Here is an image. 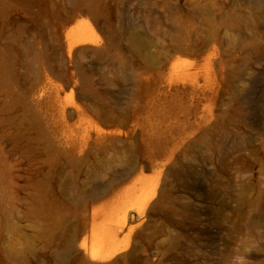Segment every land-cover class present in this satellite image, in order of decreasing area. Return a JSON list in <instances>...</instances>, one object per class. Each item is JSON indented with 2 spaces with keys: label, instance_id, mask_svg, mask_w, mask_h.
<instances>
[{
  "label": "rangeland",
  "instance_id": "1",
  "mask_svg": "<svg viewBox=\"0 0 264 264\" xmlns=\"http://www.w3.org/2000/svg\"><path fill=\"white\" fill-rule=\"evenodd\" d=\"M0 264H264V0H0Z\"/></svg>",
  "mask_w": 264,
  "mask_h": 264
},
{
  "label": "bare ground",
  "instance_id": "2",
  "mask_svg": "<svg viewBox=\"0 0 264 264\" xmlns=\"http://www.w3.org/2000/svg\"><path fill=\"white\" fill-rule=\"evenodd\" d=\"M250 93V91H249ZM244 95V94H243ZM242 96V95H241ZM237 99V98H235ZM234 99V100H235ZM241 101V100H239ZM242 102V101H241ZM239 102H237L236 105H233L234 106V109H233V113L234 112H238V114L240 115V117H243L246 115V113L243 111L241 114H240V111L242 110V106L240 104H238ZM241 104H244L241 103ZM240 122L242 123L243 121L240 119ZM137 210V209H135ZM136 212L140 213L139 210H137ZM124 215V220H125V217L127 215V211H124L123 213ZM139 215V214H138ZM125 222V221H124ZM125 225V223H123ZM123 225V226H124ZM109 238L113 239V237H110ZM98 245H96L94 248L91 249V253H90V256L92 259H96V260H102V259H105L107 258L108 256H110V254L112 253V249H111V245H107L106 242L104 241V238H101L99 241H98ZM111 244V243H110Z\"/></svg>",
  "mask_w": 264,
  "mask_h": 264
}]
</instances>
